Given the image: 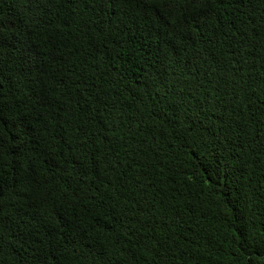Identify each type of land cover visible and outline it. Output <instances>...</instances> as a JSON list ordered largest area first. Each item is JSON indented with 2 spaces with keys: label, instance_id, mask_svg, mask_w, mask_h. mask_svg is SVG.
Masks as SVG:
<instances>
[{
  "label": "trees",
  "instance_id": "16d2710c",
  "mask_svg": "<svg viewBox=\"0 0 264 264\" xmlns=\"http://www.w3.org/2000/svg\"><path fill=\"white\" fill-rule=\"evenodd\" d=\"M0 264H264V0H0Z\"/></svg>",
  "mask_w": 264,
  "mask_h": 264
},
{
  "label": "snow or ice",
  "instance_id": "6c2138e0",
  "mask_svg": "<svg viewBox=\"0 0 264 264\" xmlns=\"http://www.w3.org/2000/svg\"><path fill=\"white\" fill-rule=\"evenodd\" d=\"M180 2H182V3H183V2H185V0H180Z\"/></svg>",
  "mask_w": 264,
  "mask_h": 264
}]
</instances>
